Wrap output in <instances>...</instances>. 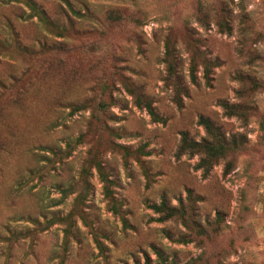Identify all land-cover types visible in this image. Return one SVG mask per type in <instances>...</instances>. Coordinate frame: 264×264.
<instances>
[{
  "label": "rangeland",
  "instance_id": "1",
  "mask_svg": "<svg viewBox=\"0 0 264 264\" xmlns=\"http://www.w3.org/2000/svg\"><path fill=\"white\" fill-rule=\"evenodd\" d=\"M36 1L59 23H68L66 13L78 23L67 4L70 1L86 11L93 24L84 21L76 24L77 30L50 31L37 17L28 18L30 10L22 2L0 0V26L13 22L23 45L38 50L42 42L65 41L69 49L63 59H54L51 68L34 75V87L20 100L0 104V264H144L147 257L152 264H160L155 248L167 262L177 264L201 255L208 264H264V140L260 129L264 89L244 98L257 107L247 120L228 116L222 107L223 102L240 101L238 73L264 80V0H223L233 15L231 34L220 32L210 19V4L220 0ZM201 4L205 5L202 9ZM115 11L120 18H109ZM208 12L211 23L205 26L201 17L207 20ZM244 13L252 26L245 37L241 30ZM167 41L174 52L172 61L176 60L172 70L171 59H165ZM110 47L120 59L100 58ZM191 47H199L201 55L211 61L218 58L219 65H211L209 84L204 59H196L197 80L191 79ZM28 61L16 54L0 57V81H7L10 73L25 68ZM120 73L152 98L162 121L135 105ZM104 80L114 86L102 92ZM176 83L185 91L178 90ZM86 95L103 98L114 120L105 117L107 126L95 122L89 131L92 108L70 114L71 108L64 107ZM62 100L63 106L59 104ZM202 115L211 117L225 133H241L248 139L249 147L240 153L230 174H224L225 162L220 161L204 175L196 167L198 155L177 153L183 131L197 140L205 136L199 124ZM81 134L84 140L78 142ZM67 143L73 145L71 154L50 168L43 158L54 155L40 146L66 149ZM93 154L113 180L117 210L104 194L98 170L89 162ZM45 165V181L27 174L30 168ZM83 167L88 170L87 196L79 203L77 193L62 200L51 175L77 181ZM249 173L253 175L250 179ZM20 178L26 180L22 186L16 184ZM188 189L199 197L200 222L218 226V234L206 244L176 220H154L158 215L150 208L163 198L177 204L179 197L186 198ZM71 210L70 235L65 229L68 223L53 224L34 238L29 235L35 227L29 215L44 221L64 217ZM218 213L221 220H217ZM7 227L22 235L7 241L11 236ZM181 235L193 240L180 242Z\"/></svg>",
  "mask_w": 264,
  "mask_h": 264
},
{
  "label": "trees",
  "instance_id": "2",
  "mask_svg": "<svg viewBox=\"0 0 264 264\" xmlns=\"http://www.w3.org/2000/svg\"><path fill=\"white\" fill-rule=\"evenodd\" d=\"M25 4V6L30 10V13L28 15V18L37 17L39 24L43 26L44 29L52 30H63L65 31L68 28H74L78 29L76 24L81 25V22H86L88 25L92 22L90 17H88L86 11L81 12L79 9H76L70 1H67V4L69 6L70 11L75 15L79 20L78 23H75L73 21V17L69 14H65L68 23L67 24H61L54 18L50 17L48 15V12L46 9L38 3L36 0H18ZM204 4H201V9L204 7ZM209 11H212V15L210 19L212 18V22H214L222 33L231 34L233 31L232 26V19L233 15L230 9L227 7L225 1L220 0L219 3H213L210 4ZM201 11V10H200ZM108 16L111 19L113 17L120 18V15L115 11L111 12ZM207 20H202L201 17V24L205 26H209L211 22H209V12L206 16ZM243 24L244 27L241 29L243 30V37L246 36V32L248 33L249 29H252V26L249 22L250 18L248 14L244 13L243 16ZM93 24V22H92ZM8 27V29H7ZM252 31V30H251ZM60 36L62 33H58ZM254 34H257V32H254ZM65 37V36H64ZM67 44L65 41H58L54 42L52 44L48 42H42L41 48L36 49L35 47H31L30 45H23L18 38V32L14 28L13 22H8L6 26L3 24L0 26V57L8 56V54L15 55L19 59H26L28 61V65L21 69L20 71H14L8 75V80H1L0 81V104L5 102L6 100H20L25 93L32 87H34L35 83H32V78L34 75L41 72H45L54 63V59H63L64 54L69 52V49L66 47ZM193 47V46H192ZM191 47V65H190V75L192 81L197 80L196 75V67L198 65L196 59H204L202 61V64L204 66V76L206 78L207 83L209 84L211 81L210 77V71H211V65L218 66L219 61L218 58H214L212 61L209 60L210 58L207 55H201V49L198 47ZM106 49L101 52L100 58L102 59H120L118 55L115 54L111 50ZM101 50V49H98ZM96 50V51H98ZM54 53V54H53ZM53 54V55H50ZM59 54V56L57 55ZM50 55V57H49ZM27 57V58H26ZM29 57V59H28ZM49 59H52L50 61ZM165 59H171L169 60V68L172 70L174 66H176V60L175 63L172 61L174 59V52L170 46L169 41L166 43V52H165ZM55 60V61H56ZM39 64H41L39 66ZM106 72V71H105ZM106 74V73H104ZM119 76L121 77L120 80L122 84L126 87L128 92L132 95L134 99L135 105H137L139 108L145 109L147 113L152 117V119L156 121H162V117L157 113L156 108L154 107V103L151 97L147 96L140 87H137L136 84H134L131 79L126 77L123 73H120ZM238 79L241 82V87L237 90V93L239 95L240 101L237 102H223L222 107L228 116H237L243 120H247L252 113H254L257 110V107L253 101H250L246 98V96H249L251 92L262 90L264 89V80L260 79L257 76L251 75L249 73H238ZM178 90L185 91V89L182 87L181 84L176 83ZM113 82L111 80H104L103 84L101 86L102 92H105L106 89H110L113 87ZM111 97V104H113L112 96ZM96 96L92 95H86L83 98L71 100L69 103H66L64 107H70V114H75L80 111H85L87 109H91V115L94 117L93 120H91L88 123V130H93L95 122L99 125L103 124L107 126V122H105V117L109 118L111 120H114L113 117H111L113 113L108 112V103L103 99L99 98V100H95ZM62 101H59V104H62ZM63 106V104L61 105ZM114 116V115H113ZM94 122V123H93ZM93 123V127H92ZM56 124V123H55ZM54 124V126H55ZM199 124L203 126L205 130V136L201 139L197 140L194 138H191L187 132H182V137L180 144L178 146L177 153L179 155L182 154H189V155H198L199 161L196 165L197 169H201L203 171L204 175L210 174L213 167L219 163L220 161H224V174H230L235 169V164L237 161L238 156L240 153L247 149L249 147L248 139L246 135L241 133H235V134H227L223 131L222 127L217 124L211 117L208 116H200L199 118ZM260 129L262 131V138L264 140V114L262 115V119L260 121ZM92 132V131H91ZM84 135H80L77 139L78 142H83ZM58 145L48 147V146H40V148H43L49 152H51L54 156L49 157V155H44L43 158L44 161H46V164L51 165L50 168L55 169V164L58 162H63V160L68 157L71 154L70 149L73 148L71 143H67L66 149H62L61 147H57ZM89 162L93 164L96 169L98 170V173L101 177V180L103 181V187H104V194L105 196L110 199L111 203L113 204V209L117 210V206L115 203L114 195H113V189L111 188L113 184V180L109 178L107 173L105 172V168L102 164V161L98 159L97 154L91 155L89 158ZM47 167L46 165L44 167H36V168H30L27 170V174L32 178H43L45 175L44 168ZM88 170L87 167H83L81 171V176L77 181L73 180H64L56 175H51L52 177V184L54 187H56L61 193H62V200L64 198H67L73 193H77L76 201L79 203L83 201V199L87 196L89 192V183L86 179V174ZM57 174V173H56ZM252 174L249 173V179L252 178ZM42 180H46V177H44ZM26 180L24 178H20L18 182L16 183L18 186H22ZM78 186L80 188L78 189ZM18 189V188H17ZM246 196V195H245ZM177 204H172L169 202L166 198H163L158 203H151L150 208L158 215L154 220L159 222H166L170 220H176L180 222L184 228L196 235V237L193 238H201L203 241V244H206V240H211L213 237H215L218 234V226H212V223L208 221V225L204 226L200 220L198 219L197 215V202L199 201V197L195 196L191 189L187 190V196L186 198L179 197L177 199ZM77 203V204H78ZM40 207L43 209L44 207L39 204ZM247 208V205H245L244 209ZM45 216V215H44ZM73 216L74 211L71 210L66 216L60 217L55 216L51 217L50 219H45L44 221H40L38 218L39 216H31L29 215V219L35 224L33 233H29L32 238H34L39 232L49 228L53 224L56 223H68L69 226H67L66 232L67 235H70L71 233V225L73 224ZM221 220L220 213L217 214V220ZM5 226H10L5 224ZM12 228V227H11ZM10 227H7V230L11 232V236L8 237L6 240L13 242L14 240H17L22 233L17 235L18 233H15L14 231L16 229H11ZM25 237L27 235H24ZM189 238V237H188ZM180 242H189L193 239H187L186 235H181V237L178 239ZM102 248V246H101ZM157 254L159 255V258L161 260L159 261L160 264H177L174 261L173 262H167L165 258H163V255L161 251L156 249ZM144 264H152L151 258L147 257ZM186 264H208V261L205 257L199 256L196 259L191 260L190 262Z\"/></svg>",
  "mask_w": 264,
  "mask_h": 264
}]
</instances>
